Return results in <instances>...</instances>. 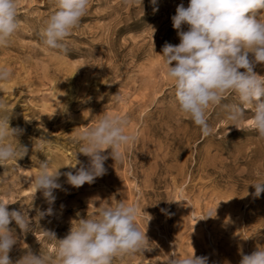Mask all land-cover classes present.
<instances>
[{
  "label": "rangeland",
  "instance_id": "rangeland-1",
  "mask_svg": "<svg viewBox=\"0 0 264 264\" xmlns=\"http://www.w3.org/2000/svg\"><path fill=\"white\" fill-rule=\"evenodd\" d=\"M188 2L143 0L142 7L90 0L64 53L42 43L54 0H20V27L9 46L0 48V68L13 73L0 83V98L11 111L9 126L19 130L18 142H12L28 149L17 164L0 165V200L11 203L9 211L26 210L31 221L26 233L15 221L9 225L18 239L9 253L12 264L28 250L53 254L55 242L43 231L63 239L73 220L95 214L103 201L136 204V223L152 247L114 264H165L168 256L194 254L207 257L208 264H239L242 254L264 248V192L254 197L250 185L264 181V139L247 120L245 130L229 125L223 104L236 102L232 96L209 110L214 132L202 136L178 113L165 74L162 48L180 42L171 18ZM254 71L264 76V65ZM105 114L126 116V131L138 139L124 150L122 163L105 150L106 174L73 187L63 173L89 164L74 139ZM47 160L62 173L51 205L25 179ZM49 207L51 215L38 217ZM209 213L213 217L206 218Z\"/></svg>",
  "mask_w": 264,
  "mask_h": 264
},
{
  "label": "clouds",
  "instance_id": "clouds-1",
  "mask_svg": "<svg viewBox=\"0 0 264 264\" xmlns=\"http://www.w3.org/2000/svg\"><path fill=\"white\" fill-rule=\"evenodd\" d=\"M123 2L143 7V0ZM89 3L90 0H54L55 11L41 29L43 46L66 53L65 41L79 27ZM19 8L20 0H0V48L9 46L20 27ZM171 19L180 42L166 43L160 55L165 74L174 87L178 113L189 118L207 137L214 132L208 122L209 110L232 96L236 102L223 104L229 125L245 130L242 125L247 120L250 130L264 139V76L254 71L257 65H264V0H189L187 6L183 3L177 6ZM152 29L154 35L155 28ZM12 76L7 68H0V83L8 82ZM115 99L119 103L122 98L116 94ZM246 110L251 111L250 118ZM10 114L7 101L0 98V165L10 162L15 165L28 151L12 142L13 138L17 141L19 130L9 126ZM128 123L126 116L105 114L94 126L79 132L74 143L78 152L89 158V164L81 166L75 174L63 173L67 183L79 188L106 174L107 149H111L110 156L116 163H122L124 150L138 139L136 134L126 131ZM76 163L71 166L75 168ZM60 168L50 169L47 160L39 164L34 176L25 177L35 193H43L49 205L55 202L54 190L62 188L58 182L62 175ZM250 185L255 189L251 193L254 197L264 192V181ZM9 204L0 200V264H12L9 253L18 243L10 223L15 221L25 233L31 230L28 212L9 211ZM97 209L91 216L73 220L63 239H57L54 232L43 231L47 240L55 242L53 254L36 255L28 250L16 264H114L116 259L152 250L146 232L136 223L139 211L136 204L103 201ZM52 211L49 207L37 215L43 218ZM208 217L213 216L209 213ZM165 264H208V258L171 255ZM239 264H264V248L242 254Z\"/></svg>",
  "mask_w": 264,
  "mask_h": 264
}]
</instances>
